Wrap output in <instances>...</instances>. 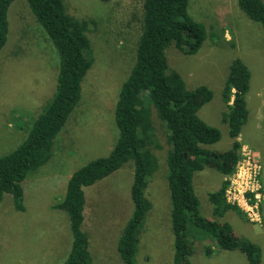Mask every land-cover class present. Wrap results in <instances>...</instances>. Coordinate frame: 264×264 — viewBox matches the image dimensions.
Here are the masks:
<instances>
[{"label":"rangeland","instance_id":"374dc122","mask_svg":"<svg viewBox=\"0 0 264 264\" xmlns=\"http://www.w3.org/2000/svg\"><path fill=\"white\" fill-rule=\"evenodd\" d=\"M64 2L72 16L101 22L100 32L91 36L95 61L84 79L82 100L72 114L75 119L71 122V116L59 135L57 155L24 183L25 212H16L10 195L0 201V264H63L72 244L70 221L54 206L65 196L71 176L85 165L109 156L119 135L115 108L135 63L143 0ZM188 13L206 28L208 42L195 56H186L173 47L167 57L187 90L205 87L213 93L212 101L201 108L199 117L218 129L222 140L208 149L224 154L233 145L229 126L223 123L227 112L223 95L233 61L241 59L252 73L247 97L250 118L239 140L240 166L238 163L235 173L226 179L212 169L197 175L195 188L201 214L209 221L228 223L237 238L261 248L259 264H264V31L240 9L238 0H190ZM9 20V41L0 53V157L23 142L26 124L51 102L60 68L55 46L36 24L25 1L12 8ZM155 115L151 123L156 125L159 140L153 149L158 170L146 191L153 209L145 221L137 264H175L167 134ZM130 162L86 190L83 230L90 236L94 264H123L118 242L134 212V168ZM237 175L257 177L260 201L245 197L242 206L254 208L250 216L239 208L243 216L230 212L224 219L214 217L209 194L217 191L223 181L240 182ZM189 240L193 242L191 264H251L238 251L220 250L214 240L201 236Z\"/></svg>","mask_w":264,"mask_h":264},{"label":"trees","instance_id":"16d2710c","mask_svg":"<svg viewBox=\"0 0 264 264\" xmlns=\"http://www.w3.org/2000/svg\"><path fill=\"white\" fill-rule=\"evenodd\" d=\"M21 1H25L36 24L55 46L60 68L51 102L26 124L23 142L0 157V201L5 195L12 196L16 212L26 210L24 183L57 155L59 135L82 100V85L95 61L91 36L99 33L101 27L97 19L72 16L64 0H0V53L9 41L10 11ZM238 1L240 9L264 31V0ZM189 4L190 0H143L135 63L115 108L117 142L109 156L85 165L71 176L65 196L54 206L70 221L72 244L63 264H94L89 236L83 230L85 191L130 161L134 168L131 187L134 212L119 238L118 253L123 264H137L145 221L153 209L146 191L158 170L153 149L158 147L159 140L156 125L151 123L155 114L167 134V183L175 264H191L193 242L189 238L200 236L216 241L220 250L242 253L251 264L261 261V248L237 238L228 223L212 222L201 214L195 188L197 175L212 169L226 179L235 173L242 159L239 140L250 118L247 97L252 73L241 59L233 61L223 95L227 109L223 123L229 126L233 145L224 154L208 149L222 140L221 132L199 117L201 108L212 101L213 93L205 87L187 90L170 68L167 57V51L173 47L186 56H195L208 42L206 28L189 15ZM229 186L228 180L223 181L217 191L209 194L214 217L224 219L230 212L244 215L228 202ZM249 197L254 200L253 195Z\"/></svg>","mask_w":264,"mask_h":264},{"label":"built area","instance_id":"2783aa9c","mask_svg":"<svg viewBox=\"0 0 264 264\" xmlns=\"http://www.w3.org/2000/svg\"><path fill=\"white\" fill-rule=\"evenodd\" d=\"M239 166H240V163L238 164V167ZM239 178H241L240 182L235 181L230 184L227 190V200L231 205H234L240 208L241 210L242 209L245 210V212H247V214L249 215L250 211L252 213L254 208H251L246 204L247 209H245L242 206L244 205L243 201L245 202V197L247 195L248 196L253 195L256 199V202L260 201L261 195L258 193L260 190V187H259V184L257 183V177H255V175H252L250 177L239 175L237 179Z\"/></svg>","mask_w":264,"mask_h":264},{"label":"crops","instance_id":"0c3cea01","mask_svg":"<svg viewBox=\"0 0 264 264\" xmlns=\"http://www.w3.org/2000/svg\"><path fill=\"white\" fill-rule=\"evenodd\" d=\"M242 135H243V133H242ZM241 139V138H240ZM85 193H86V191H85ZM86 216V215H85ZM89 236V235H88ZM89 239H90V236H89ZM90 252H91V243H90ZM92 253V252H91Z\"/></svg>","mask_w":264,"mask_h":264}]
</instances>
